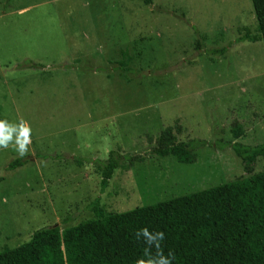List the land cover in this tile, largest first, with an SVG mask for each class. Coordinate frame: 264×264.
<instances>
[{"label":"rangeland","instance_id":"374dc122","mask_svg":"<svg viewBox=\"0 0 264 264\" xmlns=\"http://www.w3.org/2000/svg\"><path fill=\"white\" fill-rule=\"evenodd\" d=\"M245 32L257 33L251 0H0V117L32 128L23 166L7 170L21 157L0 149V251L93 218L95 198L119 213L263 172L264 159L246 164L225 144L264 143V45ZM125 50L151 74L114 70ZM176 123L180 141L207 143L192 164L147 155ZM116 148L146 159L101 193L76 158Z\"/></svg>","mask_w":264,"mask_h":264},{"label":"trees","instance_id":"16d2710c","mask_svg":"<svg viewBox=\"0 0 264 264\" xmlns=\"http://www.w3.org/2000/svg\"><path fill=\"white\" fill-rule=\"evenodd\" d=\"M251 3L257 33L245 32L238 40L264 45V0H251ZM196 49L201 51L200 41ZM224 53L225 49L216 48L208 55ZM121 57L114 70L139 78L151 74L130 68L131 57L126 50L121 52ZM82 70L89 71L87 67ZM230 132L237 139L243 130L235 121ZM180 133L177 123L166 127L147 155L171 157L180 164L194 163L196 150L207 143L199 139L180 141ZM225 144L246 164L264 159V143ZM209 146L219 150L225 147L220 142ZM76 159L91 164L99 173L103 193L116 170H128L143 163L146 154L126 153L116 148L108 152L105 160ZM27 162L26 158H17L6 169L11 171ZM87 209L93 218L62 230L56 225L37 229L25 243L4 248L0 251V264H137L141 258L147 260L149 255H156L154 247L146 254L143 238H136L137 230L142 228L165 233L160 247L165 256L170 252L174 255L172 264H264V171L124 212L105 214L99 198L91 201Z\"/></svg>","mask_w":264,"mask_h":264},{"label":"clouds","instance_id":"9594fccd","mask_svg":"<svg viewBox=\"0 0 264 264\" xmlns=\"http://www.w3.org/2000/svg\"><path fill=\"white\" fill-rule=\"evenodd\" d=\"M32 144V128L30 124L20 118L18 123L9 122L7 119H0V149L7 150L12 147L18 155L23 158L29 153ZM136 238H143L146 254H150L151 249H156V255L150 256L147 260L139 259L137 264H172L174 255L170 252L168 256L163 254L160 247L161 241L165 239L163 231L151 232L148 228L137 230Z\"/></svg>","mask_w":264,"mask_h":264}]
</instances>
